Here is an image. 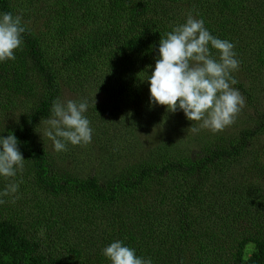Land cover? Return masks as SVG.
Segmentation results:
<instances>
[{"label": "trees", "instance_id": "16d2710c", "mask_svg": "<svg viewBox=\"0 0 264 264\" xmlns=\"http://www.w3.org/2000/svg\"><path fill=\"white\" fill-rule=\"evenodd\" d=\"M3 12L26 27L0 62V135L25 164L0 176V193L19 184L0 196V264H111L115 240L153 264H264V0H0ZM189 15L246 69L234 85L246 107L220 132L149 103L160 40ZM65 88L87 113L111 108L107 128L136 153L120 165L103 153L86 173L79 145L54 151L45 119Z\"/></svg>", "mask_w": 264, "mask_h": 264}, {"label": "clouds", "instance_id": "9594fccd", "mask_svg": "<svg viewBox=\"0 0 264 264\" xmlns=\"http://www.w3.org/2000/svg\"><path fill=\"white\" fill-rule=\"evenodd\" d=\"M25 31L21 16L0 13V62L15 59ZM212 48L218 51V59ZM234 48L233 42L212 35L203 19L189 15L184 24L174 27L160 40L158 59L147 78L150 106L162 105L171 112L182 111L187 120L198 122L190 127L193 133L201 129L220 132L232 125L245 105V98L234 87L238 81L232 73L240 64ZM89 107L88 100L57 98L52 102L44 135L54 151H66L68 144L75 146L92 141L93 129L85 115ZM18 144L14 134L9 133L6 138L0 135V176L15 177L24 168L25 159ZM18 189L19 184L10 183L0 196L15 194ZM102 254L111 264H153L151 258L137 255L135 248L121 240L111 242Z\"/></svg>", "mask_w": 264, "mask_h": 264}, {"label": "rangeland", "instance_id": "374dc122", "mask_svg": "<svg viewBox=\"0 0 264 264\" xmlns=\"http://www.w3.org/2000/svg\"><path fill=\"white\" fill-rule=\"evenodd\" d=\"M246 69L243 68V64H239V68L237 71L233 72L234 73V78L236 77L238 80H242V78L245 76ZM232 73V75H233ZM244 74V76H243ZM235 87V86H234ZM237 88V87H235ZM242 96L244 97L243 93L240 92ZM83 97L78 95L76 91H73L70 88H65L64 90V95L62 100H67V99H78L82 100ZM246 106L242 108V110ZM111 111L110 109L102 110V114L99 113V111H95L92 113H85L87 118L91 122V127L93 129V134H92V141L88 144H82L79 145V148L77 149L80 150V152L83 151V153H77L78 155V168L80 170H85V172H96L100 173L101 170V164H99L98 159H103V153L106 155L104 156L105 158L112 157L114 160V163L117 165H120L124 161V157L122 156V153H136L137 150L134 148L130 150L128 145L129 143L133 144V141L126 137L122 136L119 132H114V130H109L107 128V123L105 121L107 120H112L114 117H110L109 112ZM105 123H104V122ZM168 125H165L164 127L166 128ZM166 130L162 129L160 133H164ZM75 147V146H73ZM107 147V148H104ZM71 148V144H68V149ZM130 148H132V145H130ZM84 149V150H83ZM72 152V151H70ZM139 152V151H138ZM68 162L72 165H75V161L68 159ZM94 164V165H92ZM91 165V166H89ZM27 195L25 198H29L30 191L29 187L26 189Z\"/></svg>", "mask_w": 264, "mask_h": 264}]
</instances>
